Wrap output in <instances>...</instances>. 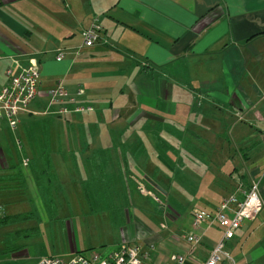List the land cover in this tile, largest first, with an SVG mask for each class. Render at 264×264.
<instances>
[{"label": "crops", "instance_id": "crops-1", "mask_svg": "<svg viewBox=\"0 0 264 264\" xmlns=\"http://www.w3.org/2000/svg\"><path fill=\"white\" fill-rule=\"evenodd\" d=\"M96 21L104 28L102 43L80 50L81 32ZM61 49L66 57L58 61ZM31 61L39 65L42 91L59 82L72 95L83 88L87 95L81 100L95 111L63 118L57 104L40 97L20 116L16 130L0 119V156L8 167L17 161L12 147L21 151L18 139L21 162L57 161L56 156H71L72 131L79 135L83 126L104 125L107 133L94 153L116 152L129 159V167L140 156L138 173L164 199L158 203L140 193L134 173L107 174L104 166L85 173L84 182L76 183L80 192L70 190L75 181L60 187L62 174L44 181L42 173L29 169L2 173L0 178L22 188L14 193L8 191L15 187L11 183L3 187L5 217L34 213L4 226L6 236L17 226L40 222L42 214L45 221L56 218L60 208L70 218L61 230L68 262L81 253L72 201L84 197L88 216L100 212L98 205L102 211L112 204L122 210L113 252L139 244L147 264H173L182 254H188L187 264H204L222 230L208 224L192 230L193 211L213 212L235 194L236 174L244 189L259 181L264 201V0H0V89L9 81L8 69L18 72ZM164 142L179 148L174 194L170 173L153 177L154 168L147 165L148 147L156 153ZM185 143L191 145V173H179L185 168ZM166 160L160 156L159 163L172 170ZM145 200L153 203L152 211L144 208ZM105 218L117 228L112 213ZM23 230L16 232L29 239L45 234L40 227ZM192 232L201 239L195 249L184 239ZM26 246L30 250L24 249L22 259L36 247ZM228 249L243 264H264V211L258 220L244 222ZM52 254L41 256L59 258Z\"/></svg>", "mask_w": 264, "mask_h": 264}, {"label": "rangeland", "instance_id": "rangeland-1", "mask_svg": "<svg viewBox=\"0 0 264 264\" xmlns=\"http://www.w3.org/2000/svg\"><path fill=\"white\" fill-rule=\"evenodd\" d=\"M115 99H113V102ZM116 102V101H115ZM118 104V103H117ZM93 106V105H92ZM94 107V106H93ZM95 111V108H94ZM93 113V112H92ZM64 118V117H63ZM4 135H6V129H4ZM76 132V131H75ZM74 131H72L71 139L75 140L73 143L72 151L70 154L71 156H56L57 161H54L53 158H48L47 161L39 162L37 163L33 159L28 158V162L25 165L24 162H21V151L17 152L15 148L12 147V153L13 155H16L15 159L17 160L16 163L12 164L8 167L7 162H5L4 158L0 156V174L2 173H19L21 171H25L26 169L32 170L33 173H42L40 174L43 177L44 181H47V176L52 175V173L62 174V179H60L59 186H65L70 182L75 183L73 185H70V190H74L75 192L82 191L79 187L76 189V183L81 182V180L84 182L85 179V173H96L95 170L100 166L105 167V173H134L135 176L138 179H143L144 181L146 178L138 173V167H140V156H136L134 163L131 161L130 164L132 167H129V159L123 161L122 158H118L116 152L115 154H111V151H106L105 154L98 155V153H94L93 148H98L103 144L102 140L99 144V139H104V136L106 135V128L104 125H99L93 129L89 125L87 127L83 126V130L78 131L80 134H75ZM148 133V131H146ZM141 133H144V131H141ZM132 134H137V131H132ZM99 144V145H98ZM191 145L188 143H185V147L183 148L182 154L184 159V171L179 173H191V167H192V160H191ZM115 147V149H117ZM130 148V147H129ZM100 149V148H99ZM156 149V153H152L153 149L151 147H148V156L147 158V165L154 168V174L153 177L161 176L165 173H170L168 180L173 183L170 184L171 192L175 193V173L176 170H178V160L179 157L177 156V149L178 147L169 145L167 142H164V144H159L158 149ZM145 150V148H144ZM98 151V150H97ZM136 150H133L135 152ZM162 152V153H161ZM204 154V153H203ZM20 155V157H19ZM160 156L165 157L167 160V163L172 166V170H168L163 166V164L159 163ZM25 159V158H24ZM23 159V160H24ZM173 159V161H172ZM100 160L101 162H98ZM136 166V169H132ZM154 166V167H153ZM237 166V164L235 165ZM142 169V167H140ZM104 169V168H103ZM132 169V171H131ZM182 169V168H181ZM143 172V171H142ZM146 173V172H145ZM229 174V173H227ZM61 176V175H59ZM89 176V175H88ZM89 181L90 178L88 177ZM140 179V180H141ZM234 185L237 186L240 183V175H237L234 178H231ZM159 181H162V179H158ZM191 180V178H189ZM8 180L4 178H0V194L4 192V186L6 187L7 184L11 183V186H15V182H7ZM58 181V178H57ZM89 181H87L89 183ZM94 181L91 185H93ZM3 184V186H2ZM136 186V183L134 184ZM80 186H85L80 185ZM169 188V185H168ZM22 188H18V186L9 188L8 191L16 193V190H21ZM153 192L151 191V196L159 201H161L162 196L158 195V191H154L153 188H151ZM7 191V192H8ZM9 193V192H8ZM14 196H19L16 194H13ZM164 196V195H163ZM22 197L23 194H22ZM146 197V196H145ZM177 197L175 196L174 199ZM25 199V198H24ZM27 200V199H26ZM24 200L23 205L27 207V201ZM146 201V207L149 211L153 210L152 207H154L153 203L150 200ZM73 205H72V212L75 213L74 217L72 218V222L76 226L77 229L76 233V241L78 242L81 249L79 251H86L91 250L97 251L99 253H106L109 254L113 252L115 249L118 248V239H120V228L117 227V222L115 220V215L121 214L122 210H119L118 212H113L111 207H107V209H104L103 211L99 209V213L88 216L89 213V204L85 202L84 197L79 199H73ZM27 205H26V204ZM30 203V202H29ZM37 203L40 205V199H38ZM38 204H34L35 210H39ZM96 206V205H95ZM201 206V205H199ZM31 207V204L30 206ZM60 207V206H59ZM102 212L104 213L102 216ZM112 213V216L114 218V222L117 228L109 225L107 223V220L110 221L107 215L109 213ZM43 213V212H42ZM59 213V214H58ZM56 214V218H52L50 221L48 220V217H46V221L44 220V214L40 215L42 217L41 221H35L34 224H27L25 226H17L16 230L20 229H26L23 231H29L30 228L40 227L45 234L38 236L36 238H25L23 237L24 233L22 231L11 232L12 235L6 236V229L4 227H0V264H41V259L45 258L44 256H41L44 252L50 255H53L52 253H55L56 256H58L60 259L65 260L64 256L66 254L65 245H66V239L61 232L64 228L66 229V222L70 220L69 217H65L59 208V212ZM69 211L67 210V214ZM34 213H27L23 214L26 216V218H31ZM22 214H18L15 216H23ZM14 216V217H15ZM100 216V217H99ZM157 216V215H156ZM24 217V216H23ZM5 218V215L2 217V219ZM21 218V217H20ZM19 218V219H20ZM1 219V217H0ZM25 220V219H23ZM91 223V224H90ZM120 226V225H119ZM141 227V226H140ZM13 229V228H12ZM58 230V232L54 233V230ZM8 231H10V228H8ZM52 232V233H51ZM10 233V234H11ZM116 243V245H113L112 243ZM25 244V245H24ZM35 244V250L32 252L29 258L22 259L20 258L23 254L24 249H29L30 247L26 245L33 246ZM30 250V249H29ZM65 250V251H64ZM92 251H87L84 254L86 256H90ZM9 253V254H8ZM22 259V260H21ZM174 264V263H173ZM224 264H231L229 261H226Z\"/></svg>", "mask_w": 264, "mask_h": 264}, {"label": "built area", "instance_id": "built-area-1", "mask_svg": "<svg viewBox=\"0 0 264 264\" xmlns=\"http://www.w3.org/2000/svg\"><path fill=\"white\" fill-rule=\"evenodd\" d=\"M104 28L99 22L93 23L88 29L81 32L83 45L80 48L89 49L100 45L103 40ZM66 57V51L59 50L57 60L62 61ZM8 83L0 89V119L5 120L11 130H16L20 123L22 114L30 113L32 104L40 97H46L51 104H57L58 114L61 117L70 115H82L94 112V107L85 104L81 99L87 95L85 89L80 88L76 95L69 94L62 82L54 88L46 91L41 90V72L36 61H31L27 67H21L18 72L8 69ZM18 147L22 149V143L17 140ZM28 161H25L26 165ZM136 177V176H135ZM141 179V178H140ZM135 178L137 190L151 196L152 189L148 187L143 179ZM161 201L156 200L158 203ZM264 211V201L261 197L260 182L254 180L248 189H244L239 183L238 191L224 199L219 207L209 212L195 209L192 213V230L201 229L202 226H217L222 230V238L213 247L204 264H243L237 260L229 251V244L235 239L245 221H256ZM232 213V216L229 215ZM4 216V210L0 207V217ZM184 239L195 249L200 245L201 239L194 232L188 233ZM145 254L139 244H123L117 251L104 256L97 251L91 252L90 256L78 253L68 262L57 257H45L41 264H147ZM188 254H182L173 258L174 264H187Z\"/></svg>", "mask_w": 264, "mask_h": 264}, {"label": "trees", "instance_id": "trees-1", "mask_svg": "<svg viewBox=\"0 0 264 264\" xmlns=\"http://www.w3.org/2000/svg\"><path fill=\"white\" fill-rule=\"evenodd\" d=\"M98 162H101L100 160H98ZM98 170H101L102 169V166L100 164V166L97 168ZM107 184H109V181L107 182ZM149 185V184H148ZM108 207V206H107ZM109 207H111L112 211L114 212L116 209H114L113 207V204L112 206L109 205ZM116 212V211H115ZM24 216V217H23ZM23 216H15V217H5V218H1L0 219V227H4V226H7V225H11V224H14V223H17V222H21V221H24L23 219L26 218L25 215ZM21 217V218H20ZM20 218V219H19ZM120 215H115V220L116 222H120ZM87 251H92L93 252V249L91 250H86V251H81V254H84L85 252Z\"/></svg>", "mask_w": 264, "mask_h": 264}]
</instances>
